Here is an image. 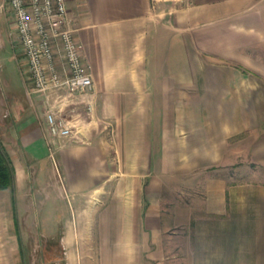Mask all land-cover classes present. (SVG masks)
Listing matches in <instances>:
<instances>
[{
    "label": "crops",
    "instance_id": "obj_1",
    "mask_svg": "<svg viewBox=\"0 0 264 264\" xmlns=\"http://www.w3.org/2000/svg\"><path fill=\"white\" fill-rule=\"evenodd\" d=\"M68 4L94 87L29 104L4 92L16 184L0 190V264H23L16 197L33 184L70 198V224L97 227L63 235L68 264L93 241L105 264H264V72L234 67L256 63L264 0ZM71 104L79 132L52 136L47 112Z\"/></svg>",
    "mask_w": 264,
    "mask_h": 264
},
{
    "label": "rangeland",
    "instance_id": "obj_2",
    "mask_svg": "<svg viewBox=\"0 0 264 264\" xmlns=\"http://www.w3.org/2000/svg\"><path fill=\"white\" fill-rule=\"evenodd\" d=\"M3 4V0H0V121L2 122L3 119V124L0 122V142L2 144L9 141L8 137L10 135L5 127L10 122L11 113L13 112L12 100L8 96H4V92L5 94L11 92L20 101L29 104L28 94L31 90L28 84L30 70L23 54V48L19 41L14 42V40H11L9 34L11 27L10 15L8 14L9 9L4 8V6L2 7ZM71 28L73 29V27ZM249 54L255 58V64L249 66L235 65L234 67L245 73L255 72L258 77L259 74L264 72V42L251 48ZM247 68H251L252 70H248ZM75 109L76 106L71 104L67 109L68 111H54L72 120L78 115ZM46 162H42L41 165L38 164L33 169L36 172H39L40 168L42 169L39 172L40 183L41 177L46 176L45 174L43 175L48 167ZM256 167L259 169L258 164ZM35 185L33 184L30 192L32 197L30 196V200L26 203L21 202V199L16 197V210L19 218V213L22 214L23 212V215H21L22 222L20 221V235L24 250L23 264H68L67 251L61 241L63 235L69 234L74 227H82L85 233H91L93 239L94 234L98 232L97 227L93 224L84 226L70 224V221L73 220V203L70 198L61 201L58 199V194L50 185L45 186L44 184L39 186L37 184L39 187ZM21 203L22 205L26 204L27 209L25 211H20ZM88 247L90 248L88 250L89 255L85 258L79 256L77 247L71 248V253L75 254L73 257L74 264H105L103 258L98 254L97 242L93 241ZM169 264L185 263L179 259L178 261L171 260Z\"/></svg>",
    "mask_w": 264,
    "mask_h": 264
},
{
    "label": "built area",
    "instance_id": "obj_3",
    "mask_svg": "<svg viewBox=\"0 0 264 264\" xmlns=\"http://www.w3.org/2000/svg\"><path fill=\"white\" fill-rule=\"evenodd\" d=\"M3 6L12 13L11 36L20 42L30 70L29 93L87 94L93 89L83 46L70 26L68 0H4ZM47 120L52 136L74 137L79 132L77 118L70 120L50 109Z\"/></svg>",
    "mask_w": 264,
    "mask_h": 264
},
{
    "label": "trees",
    "instance_id": "obj_4",
    "mask_svg": "<svg viewBox=\"0 0 264 264\" xmlns=\"http://www.w3.org/2000/svg\"><path fill=\"white\" fill-rule=\"evenodd\" d=\"M15 184V167L5 147L0 142V190L14 188Z\"/></svg>",
    "mask_w": 264,
    "mask_h": 264
}]
</instances>
